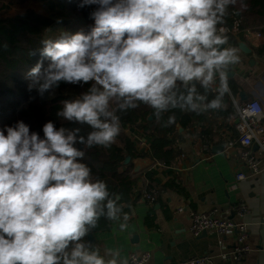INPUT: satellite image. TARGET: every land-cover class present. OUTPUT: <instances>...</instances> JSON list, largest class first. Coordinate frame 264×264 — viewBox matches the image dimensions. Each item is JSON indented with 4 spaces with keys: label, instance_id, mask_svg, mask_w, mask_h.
<instances>
[{
    "label": "clouds",
    "instance_id": "clouds-1",
    "mask_svg": "<svg viewBox=\"0 0 264 264\" xmlns=\"http://www.w3.org/2000/svg\"><path fill=\"white\" fill-rule=\"evenodd\" d=\"M235 3L79 0V9H91L89 29L42 40L28 91L43 99L62 83L88 85L56 115L91 131L52 120L43 136L23 120L0 128V264H126L118 249L106 260L85 240L101 216L121 230L129 219L107 183L92 179L85 149L110 147L121 130L117 113L140 104L158 121L173 113L164 126L176 122V109L222 110L231 92L226 70L239 61L223 27Z\"/></svg>",
    "mask_w": 264,
    "mask_h": 264
},
{
    "label": "crops",
    "instance_id": "crops-1",
    "mask_svg": "<svg viewBox=\"0 0 264 264\" xmlns=\"http://www.w3.org/2000/svg\"><path fill=\"white\" fill-rule=\"evenodd\" d=\"M10 10H13L12 5L7 14L18 13ZM234 36L236 43H227V46L238 50L239 61L226 70L227 74H234L227 76L240 86L237 95L230 92L234 115H211L206 133L209 144L203 137L204 133H200L204 129L200 122L194 128L179 130L183 131L177 143L181 154L169 168L151 157L134 158L149 162L141 171L147 168L155 170V181L147 183L144 171L138 178V188L156 186L159 196L154 204H150L132 195L125 229L121 230L119 223L113 221L108 229L92 231V237L85 238L94 241L106 260L112 258L106 255L107 250L118 249L120 256L117 259L125 260L126 264H129L131 253L145 251L151 253L147 264H180L205 253L214 256L212 264H264V157L261 156L262 171L252 175L240 162V146L233 143L236 135L234 125L238 118L234 100L243 101L240 92H245L249 98H258L264 106V54L257 52V47L264 43V31L260 27L247 28L242 31V36ZM239 41L244 42L251 52H244ZM126 131L139 147L148 148L140 132L129 128ZM222 145L223 149H217ZM239 170L247 173V177L237 180ZM242 205L248 210L241 217L237 210ZM179 207L183 210L179 211ZM193 210L203 213L215 210L218 216L244 221L249 230L250 252L239 262L222 259L219 254L233 247L236 232L222 235L207 230L193 234L189 217V211Z\"/></svg>",
    "mask_w": 264,
    "mask_h": 264
},
{
    "label": "trees",
    "instance_id": "trees-1",
    "mask_svg": "<svg viewBox=\"0 0 264 264\" xmlns=\"http://www.w3.org/2000/svg\"><path fill=\"white\" fill-rule=\"evenodd\" d=\"M64 1L85 20L83 30L87 31L94 23L89 18L91 9H79V0ZM26 0H0V12L11 5L21 4ZM11 4V5H10ZM239 20L241 31L237 34L242 36V31L247 28L260 27L264 31V0H236L234 6L229 8V16L223 26L231 27ZM57 27L56 20L50 15L39 12L35 9H27L15 14L0 13V128L12 126L17 121L23 120L30 125L32 131H37L43 136L42 127L44 123L52 120L57 127L81 129L80 135L86 136L90 127L78 123L64 121L57 117V111L62 107V102L67 99H74L81 92L86 91L88 85L83 88L62 83L54 94H46L43 99L39 98L36 92L28 91L29 81L26 73L35 66L40 59L38 50L42 47V40L46 39L49 30ZM228 43H236L234 35L226 34ZM259 54H264V43L257 47ZM31 53H36L31 55ZM45 62V66H46ZM228 83L233 95L238 94L239 84L228 77ZM202 91V89H201ZM213 98L211 95L209 99ZM115 107V102L112 103ZM176 122L169 126H164L169 115L165 113L158 121L153 115V109L140 104L136 109L126 113L118 112L121 117L120 134L115 142L108 148L97 146L85 149L86 157L84 163L91 168L92 179H101L107 183L110 193H115L123 204V211L130 215L131 197L135 195L138 188V178L145 171V177L149 184L154 180L155 170L152 168L133 173L134 158L151 157L154 160L164 163L168 168L177 160L181 154V149L177 143L181 140L182 132L178 129V124L183 130L194 128L197 122L204 129L207 144L209 125L208 119L211 115H221L230 117L234 115L235 108L230 98V94L224 97V107L222 110H209L196 114L192 112H182L179 109L173 110ZM210 118V120H211ZM126 128L134 129L142 135L148 148H141L137 142L127 133ZM83 148V145H77ZM131 160L126 162V158ZM169 173H173L172 170ZM152 186V185H148ZM113 221L101 216L97 226L93 231L105 230L111 226Z\"/></svg>",
    "mask_w": 264,
    "mask_h": 264
},
{
    "label": "built area",
    "instance_id": "built-area-1",
    "mask_svg": "<svg viewBox=\"0 0 264 264\" xmlns=\"http://www.w3.org/2000/svg\"><path fill=\"white\" fill-rule=\"evenodd\" d=\"M226 28V34L236 35L241 31L239 20H236L233 26H223ZM259 36L262 34L259 32ZM239 121L235 123V137L233 143L240 147L239 159L252 175H257L262 171L261 156L264 157V106L258 98H248L241 102L234 100ZM257 149H254V147ZM163 164V163H161ZM247 173L239 170L236 173V179H244ZM135 197L143 199L150 204H154L159 196V189L156 186L140 187L135 191ZM179 211L183 207H179ZM247 206L242 205L237 213L244 216L247 213ZM191 220L190 229L193 234L198 235L203 231L214 230L219 234L225 235L235 231V241L233 247L228 251L222 252L219 256L227 261L239 262L251 250L248 242L249 230L244 221H236L233 218L221 217L212 212L189 211ZM214 256L205 253L200 256H194L180 262V264H212ZM151 259V253L133 252L129 258V264H147Z\"/></svg>",
    "mask_w": 264,
    "mask_h": 264
},
{
    "label": "rangeland",
    "instance_id": "rangeland-1",
    "mask_svg": "<svg viewBox=\"0 0 264 264\" xmlns=\"http://www.w3.org/2000/svg\"><path fill=\"white\" fill-rule=\"evenodd\" d=\"M8 8H4L0 13L2 15L7 14ZM12 9V11L10 10L12 13L35 9L39 12L50 14L56 20L57 27L49 30L46 38L55 39L62 31L75 33L85 27V20L82 15L74 10L69 3L67 4L60 0H26L24 3L12 5Z\"/></svg>",
    "mask_w": 264,
    "mask_h": 264
},
{
    "label": "water",
    "instance_id": "water-1",
    "mask_svg": "<svg viewBox=\"0 0 264 264\" xmlns=\"http://www.w3.org/2000/svg\"><path fill=\"white\" fill-rule=\"evenodd\" d=\"M239 44V47L244 51V52H247V53H250L251 52V49L249 47L246 46V44L242 41H239L238 42ZM228 76H232L234 75L233 73L229 72L227 74ZM240 98L241 100H247L249 97L247 96V94H245V92H240ZM239 121V118H237L236 122ZM179 130H182V127L180 124L177 125ZM217 149H223V145L218 147ZM131 158L128 156L126 158V162L130 161ZM134 161V166H133V173H138L139 171H141L142 169L146 168L148 165H149V162L146 161V160H133ZM92 237V234L88 235V238H91Z\"/></svg>",
    "mask_w": 264,
    "mask_h": 264
}]
</instances>
